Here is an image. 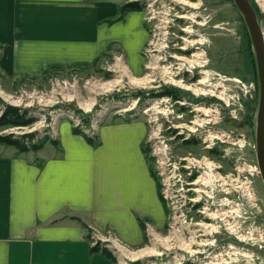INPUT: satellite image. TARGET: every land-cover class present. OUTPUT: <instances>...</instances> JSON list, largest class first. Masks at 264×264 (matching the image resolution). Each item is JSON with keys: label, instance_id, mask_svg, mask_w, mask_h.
Here are the masks:
<instances>
[{"label": "rangeland", "instance_id": "rangeland-1", "mask_svg": "<svg viewBox=\"0 0 264 264\" xmlns=\"http://www.w3.org/2000/svg\"><path fill=\"white\" fill-rule=\"evenodd\" d=\"M138 1L148 39L137 63L113 47L94 61L25 75L0 70V98L37 118L25 127L1 126L0 134L37 132L43 146L56 138L60 121L73 126L77 110L93 114L97 125L143 120L150 133L145 155L165 214L144 223L142 244L120 245L151 250L131 257L117 248L114 235L93 240L106 244L114 264H264V183L256 158L260 82L243 16L233 0H186L196 6ZM249 1L264 36V0ZM145 76V85L130 79ZM203 77L207 82L198 85ZM113 80L119 81L105 87ZM163 89L178 99L148 97ZM136 92L146 96L138 100Z\"/></svg>", "mask_w": 264, "mask_h": 264}, {"label": "crops", "instance_id": "crops-1", "mask_svg": "<svg viewBox=\"0 0 264 264\" xmlns=\"http://www.w3.org/2000/svg\"><path fill=\"white\" fill-rule=\"evenodd\" d=\"M127 0H0V70L38 72L96 60L113 47L130 64L148 39L141 10ZM139 119H106L94 143L60 121L56 144L19 152L0 144V264H113L90 253L92 239L144 240L147 220L163 219Z\"/></svg>", "mask_w": 264, "mask_h": 264}, {"label": "trees", "instance_id": "trees-1", "mask_svg": "<svg viewBox=\"0 0 264 264\" xmlns=\"http://www.w3.org/2000/svg\"><path fill=\"white\" fill-rule=\"evenodd\" d=\"M142 4L138 0H132L127 1L124 4L120 6V12L119 16L116 19H121L123 14L127 11L132 10H141ZM172 95L171 97L176 100L178 99L179 95L177 92H170ZM165 95L163 91H160L157 94L154 93H148L149 96H161ZM146 96L144 92H136L133 94V97L137 98L138 100L142 97ZM77 114H79V117L81 118L82 122L86 125L90 123V120L93 116L91 113H83L80 110L76 111ZM37 118L30 113L29 108H24L18 105H13L10 103L5 102L2 98H0V127L1 126H11V127H25L30 124H32ZM74 133H83L87 139L88 142L94 143V136H90L86 133H84L80 128L73 127ZM37 135V132H28L23 134H15V133H6V134H0V144L4 145H12L16 147V149L19 152H26L29 150L36 151L39 148L42 147L43 142H37L35 141V137ZM51 143L56 144V140L51 138ZM146 148L144 147V152H146ZM160 199L162 200V196L159 194ZM88 238L90 239L93 244L91 245L89 252L95 253L99 252L106 258H108L113 264L116 262V257L112 253V251L106 246L105 243H102L97 240H93L90 237V234L88 235Z\"/></svg>", "mask_w": 264, "mask_h": 264}, {"label": "water", "instance_id": "water-1", "mask_svg": "<svg viewBox=\"0 0 264 264\" xmlns=\"http://www.w3.org/2000/svg\"><path fill=\"white\" fill-rule=\"evenodd\" d=\"M243 16L255 54L260 82V101L257 111L256 158L264 183V36L262 27L249 0H233Z\"/></svg>", "mask_w": 264, "mask_h": 264}, {"label": "bare ground", "instance_id": "bare-ground-1", "mask_svg": "<svg viewBox=\"0 0 264 264\" xmlns=\"http://www.w3.org/2000/svg\"><path fill=\"white\" fill-rule=\"evenodd\" d=\"M176 1H179V2H182V3H186V4H188V5H191V6H196L195 4H192V3H189L188 1H186V0H176ZM198 43H202L201 41L200 42H198ZM192 56H194V57H196L195 59H196V61H195V63L196 64H199V65H202V61H200V62H197V56H198V54H193ZM190 61H192V60H190ZM131 79V81L133 82V83H135V84H137V85H145V84H148L149 82H150V79H149V77L148 76H145V77H143V78H134V77H131L130 78ZM119 80H113V81H110V82H108L107 84H106V86L105 87H110V86H113L115 83H117ZM207 82V79H206V77H203V78H201L198 82H197V84L198 85H204L205 83ZM176 84H178V85H181V86H183V87H185V88H187V89H192L193 90V92L195 93V94H207L208 92H207V90L206 89H203L202 87H188V86H185V85H183L181 82H175ZM84 109H88L89 107H90V104H88V103H81L80 104ZM201 110V109H200ZM203 110V109H202ZM117 243V242H116ZM120 244H117L116 246H117V248L122 252V253H124L126 256H131V257H139V256H142V255H144L146 252H148V251H150L151 249H141V250H138V251H136V252H132V251H130V250H127V248L125 247V246H123V245H120V246H123V247H125V248H121L120 246H119ZM125 256V257H126Z\"/></svg>", "mask_w": 264, "mask_h": 264}, {"label": "built area", "instance_id": "built-area-1", "mask_svg": "<svg viewBox=\"0 0 264 264\" xmlns=\"http://www.w3.org/2000/svg\"><path fill=\"white\" fill-rule=\"evenodd\" d=\"M72 120L74 122L73 127L80 128L84 133H86L90 136H94L96 134V130H97V126H98L97 125L98 124L97 118L92 117L90 120V123L88 125L84 124L79 116H73ZM113 242H114V244H115V242H117L118 244H121L116 239L113 240Z\"/></svg>", "mask_w": 264, "mask_h": 264}, {"label": "flooded vegetation", "instance_id": "flooded-vegetation-1", "mask_svg": "<svg viewBox=\"0 0 264 264\" xmlns=\"http://www.w3.org/2000/svg\"><path fill=\"white\" fill-rule=\"evenodd\" d=\"M162 91L165 93V95H167L168 97L172 98V97H171L172 95H170V94H171V93H170L171 91H169V90H167V89H163Z\"/></svg>", "mask_w": 264, "mask_h": 264}]
</instances>
